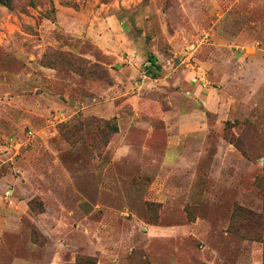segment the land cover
<instances>
[{"label": "rangeland", "instance_id": "rangeland-1", "mask_svg": "<svg viewBox=\"0 0 264 264\" xmlns=\"http://www.w3.org/2000/svg\"><path fill=\"white\" fill-rule=\"evenodd\" d=\"M132 50L163 70L149 115L130 122L125 104L128 135L109 147L117 120L79 107L112 83L98 52ZM176 108L199 132L172 160ZM120 142L132 150L114 161ZM10 189L24 213L5 260L264 264V0H0L5 204Z\"/></svg>", "mask_w": 264, "mask_h": 264}, {"label": "crops", "instance_id": "crops-1", "mask_svg": "<svg viewBox=\"0 0 264 264\" xmlns=\"http://www.w3.org/2000/svg\"><path fill=\"white\" fill-rule=\"evenodd\" d=\"M88 31L90 32V30ZM108 32L110 35H113L111 30L108 29ZM97 35L99 38L103 36V34L100 33H97ZM115 43L119 44L118 41H115ZM149 53L155 56L156 63L160 65V60H157L158 54H156V52H135V50L131 52H98V54L105 59L102 62H104V65L108 67L111 73L112 83L108 85V87L102 88L101 94L93 92V96L88 98L89 101L81 99V106L79 109L84 115H94L103 119L115 118L117 120L118 131L113 135V140L109 142V147H111L113 145L112 143L116 142L119 137L122 138L128 135V130L124 131L122 127L121 109L125 104H128L131 111H133V114L130 116V122L133 121L135 116L148 114L145 110L150 102L143 92L145 89H151L152 85L160 81V79L150 77L145 71L147 55ZM160 67L162 68L161 65ZM161 70H163V68ZM185 86L187 87L188 85L185 84ZM133 87H135V89ZM181 87L184 88V85ZM70 102L77 103V101L72 100H69V103ZM66 105L67 109H71V111L75 109L74 107L68 106V104ZM176 109V117L167 121L164 128V134L168 138L166 153H168L169 158L173 157L172 160L180 157L179 154L183 151V145L180 144V141L186 138V136H195V134L199 132L195 129V124L189 123L187 125L184 122L181 123L179 118L181 109ZM149 126L144 122L136 126L140 130L143 138L151 135L154 127L152 124H149ZM120 143L113 147L114 161L132 150V146L129 143ZM140 147L143 151L148 149V146L145 144H142ZM12 191L13 189H10L5 193L6 197H9L8 199L10 202L8 204H5L2 200L5 197L0 195V264H37V262L22 255H14L8 260H5L2 256L7 232L13 229L11 225H13L14 219L22 217L24 213V205L21 204L18 199L15 200L10 197Z\"/></svg>", "mask_w": 264, "mask_h": 264}, {"label": "trees", "instance_id": "trees-1", "mask_svg": "<svg viewBox=\"0 0 264 264\" xmlns=\"http://www.w3.org/2000/svg\"><path fill=\"white\" fill-rule=\"evenodd\" d=\"M161 67L156 63V58L152 53L147 55V64H146V73L152 78H156L160 71ZM115 119V118H113ZM110 129L112 133H116L118 131V126L116 123L110 124Z\"/></svg>", "mask_w": 264, "mask_h": 264}, {"label": "built area", "instance_id": "built-area-1", "mask_svg": "<svg viewBox=\"0 0 264 264\" xmlns=\"http://www.w3.org/2000/svg\"><path fill=\"white\" fill-rule=\"evenodd\" d=\"M193 81H198L200 84H202L204 82V78L202 76L197 75L193 78Z\"/></svg>", "mask_w": 264, "mask_h": 264}]
</instances>
